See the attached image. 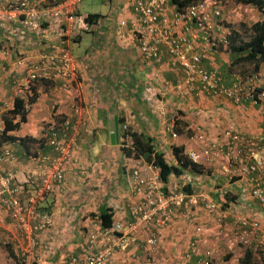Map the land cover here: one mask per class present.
<instances>
[{
  "label": "crops",
  "instance_id": "obj_1",
  "mask_svg": "<svg viewBox=\"0 0 264 264\" xmlns=\"http://www.w3.org/2000/svg\"><path fill=\"white\" fill-rule=\"evenodd\" d=\"M15 1L0 0V106L4 113L12 107L14 97L25 100L28 94L34 93V98L24 120L7 131L16 138L5 140L13 158L5 159L2 168L14 171V181L21 183L22 201L34 194L32 174L50 170L49 158L59 153L47 141L51 131L69 149V156L62 164L61 180L53 181L51 188L36 196L39 209L51 214L50 224L36 233V245L28 246L26 235L0 207V239L11 245L15 257L21 256L23 264H58L68 255L82 256L84 231L92 228L91 223L97 220L100 210L108 208L112 221H120L122 225L131 221L128 208L139 198L130 188L129 172L137 166L146 175L152 172V167L142 158L123 156L120 131L117 139L111 141L109 121L113 117L127 122L130 132L148 137L153 148L163 152L166 161L173 164V146L181 147L183 153H199L205 144L191 138L195 126L204 127L207 137L216 140L222 138L220 132L230 125L242 137L255 138L264 131V99L257 104H250L248 100L234 104L201 92L185 96L175 93L169 85L181 76L177 66L171 65L166 54L161 65L142 58L137 41L128 30V22L118 25L119 17L128 19L131 0H116L119 5L111 17L103 16L105 9L80 11V0H26L36 4L39 10L49 6L82 16L98 14L97 21L90 24L86 21L83 27L76 22L71 24L64 14H39L40 28L23 25L21 14L10 15L6 4ZM165 5L170 12L172 5L167 0ZM61 46L69 51L75 68L71 83L60 77L36 79L26 89V64L39 61ZM230 59L225 51L219 50L204 64L215 68L228 84ZM259 69L264 71V66ZM173 119L174 137L167 128ZM39 155L48 157L41 161ZM203 160L199 154L198 161ZM189 173L190 190L202 193L205 198L214 199L221 190L235 196L241 186L238 176L228 175L225 159L204 164L201 173ZM32 178L37 182L36 175ZM172 182H180L179 177L170 175L168 183ZM241 204L258 209L247 216L264 223V211L254 201L244 200ZM207 213L202 208L176 209L171 222L155 228L156 245L148 252L141 241L145 231L134 229L127 252L116 257L118 264H191L196 259V255L190 254L194 235L201 250L211 245H225L223 239L229 229L231 233V225L220 228L212 222L213 215ZM196 221L204 225L199 235L193 229ZM22 251L23 255H19ZM6 257L12 259L2 251L0 258ZM229 259L233 260V255L225 262L233 264ZM80 263L83 264L81 259Z\"/></svg>",
  "mask_w": 264,
  "mask_h": 264
},
{
  "label": "built area",
  "instance_id": "obj_2",
  "mask_svg": "<svg viewBox=\"0 0 264 264\" xmlns=\"http://www.w3.org/2000/svg\"><path fill=\"white\" fill-rule=\"evenodd\" d=\"M169 2V0H167ZM205 2L199 1L182 7L172 5L168 12L165 0H131V10L128 19L124 16L118 18V25L128 22V30L137 41L140 56L146 60H152L156 64L162 62L163 55L169 57L172 66H177L180 77L169 85L178 95H190L192 92H201L206 96L222 97L234 104L243 101H251L254 104L264 99V76L263 71H256L242 78L235 71L229 73L230 83H225L221 74L215 68H207L205 61L211 56L225 51L227 37L225 26L220 22L222 14L220 9L209 10ZM9 13H23L21 23L31 28H40L38 17L40 15L55 16L64 14V17L73 24L81 27L87 22L82 15L61 10L60 7H43L37 9L36 4H26L23 0L9 3ZM46 33L45 28L41 30ZM25 88L36 79L62 78L71 83L74 75V65L71 55L64 46L58 47L56 52L46 54L39 61L26 64ZM66 86V83L63 84ZM28 107V104H25ZM3 108L0 106V132L4 128L2 118ZM174 119L167 127L172 132ZM120 130L128 128L127 122L119 124ZM221 139H209L208 132L204 127L195 126L191 138L195 141H203L205 144L200 152H185V155L195 163L210 164L219 159H225L226 171L231 177L238 176L241 186L232 200L236 208L244 206L241 201H254L264 211V131L253 137H242L231 125L220 132ZM121 141L124 140L123 136ZM47 141L58 150V155L50 157V170L32 174L34 182V194L27 196V201L21 199V183L14 181V171L3 169L5 159H12L9 148L5 141L0 142V207L9 215L16 226L23 231L28 239V246L38 243L36 233L44 229L51 222V214L46 210L39 209L36 204V196L42 195L45 190L51 188L53 181H60L62 177V164L69 156V149L65 142L56 137L51 131ZM246 144L243 147L242 144ZM123 146L129 147L128 144ZM204 159L198 161V156ZM48 156L39 155L41 161H46ZM150 165V164H148ZM151 166V165H150ZM152 172L142 175L140 167H133L128 175V181L132 192L139 198L136 203L129 206V215L133 220L122 225L120 221H112L110 225L103 226L99 218L94 220L92 228L84 231L85 244L82 256L68 255L58 264H118L117 258L127 252L130 233L134 229L141 228L145 231L142 236L144 250L148 252L156 245L154 228L158 225H166L171 222L175 210L183 208H202L209 213L217 211L219 217H224L226 210H220V203L213 199L205 198L197 191L182 190L186 184H190L192 176L189 168H185L178 176L180 182L167 184V192L164 193L158 170L154 166ZM37 176V182L33 176ZM28 181L30 179L27 178ZM225 193V191H222ZM193 210V209H192ZM154 220V224L152 223ZM194 232H199L203 222L196 221ZM235 226L231 230L232 237L243 246L253 245L264 261V238L262 231L264 223L258 219H251L247 215L236 216ZM261 235V237H259ZM192 253H197L196 243L190 242ZM203 256L193 264H210L214 258V251L210 248L203 250ZM20 252L19 255H23Z\"/></svg>",
  "mask_w": 264,
  "mask_h": 264
},
{
  "label": "trees",
  "instance_id": "obj_3",
  "mask_svg": "<svg viewBox=\"0 0 264 264\" xmlns=\"http://www.w3.org/2000/svg\"><path fill=\"white\" fill-rule=\"evenodd\" d=\"M23 1H25L26 4L28 5L30 3L29 1L26 0ZM199 1L202 0H169V3L174 4L178 8ZM203 1H210V0H203ZM211 1L216 3L220 2V0H211ZM237 1L247 4L249 6H253L254 8L258 9L263 16L261 18L254 19L248 25L241 23L242 30L243 31L247 30V32L249 33L248 37L243 38L240 30L236 27L231 26V23L227 19H225V16L223 15L222 16L223 18L220 22L222 23V25L225 26L226 29L225 34L228 41L225 52L230 56L231 58L230 63L232 66L237 64H249L251 66V71L256 72L259 70L260 64L264 61V0H237ZM9 3L14 4V2H9ZM9 3L6 4L7 7H9ZM97 15H98L97 13H87L86 15L83 16V19L88 21L89 24L94 23L95 21H97L96 18ZM21 16H23V13H21ZM229 69L230 70L228 72V76L229 73L233 71L232 67H229ZM237 73L240 74L241 72L238 71ZM29 87L28 88L26 87V89H29ZM26 98L27 99L24 100L22 97L19 96L14 97L12 107L7 109L6 112L4 113L2 112L4 128L0 132V142L5 140H13L14 138H16L13 135L8 134L7 131L15 127H18L19 122L24 120L25 113L27 112L26 110L28 107H30V103L34 98V93L28 94ZM25 104H28L27 108L25 107ZM16 115L18 117L17 119H15ZM117 120H119V124L124 122L121 118H117ZM119 131L121 136L124 137L122 144L125 143L129 145V147L126 146L120 147L123 156H125V158H136V159L142 158L145 163L150 164L151 166L157 168L160 181L163 184L161 190L164 193L167 192L166 191L167 184L170 175L174 177H178L185 168H189V170L194 173H201V167H203L204 164L202 163L199 164L192 161L188 157V155H185L182 152L181 147H177V146L172 147L171 152L175 159V163L174 164L168 163L164 158V153L156 151L153 148L151 141L148 137L143 136L141 133L130 132L128 128L125 131H121L119 128ZM190 189H192L191 184H186L182 190L190 192L192 191ZM234 198L235 196L230 193L221 192L218 196H215L213 199V201L220 203L221 205L220 210H226L225 216L222 218L219 217V219H218L219 214L217 213V211L211 212V214L213 215L212 222L218 224L220 228H223L222 226L224 225V221L229 223L232 222V219L237 210L232 202ZM192 209L194 208L191 207L189 211H191ZM98 218L100 224L103 226H108L112 222L111 213L108 208L104 210H100V213H98ZM131 220L133 219L131 218ZM152 223L154 224V220ZM195 225H197V222L193 223V229ZM164 226L165 225L162 226L158 225L157 227L161 228ZM203 229H204V225L201 227L199 232H194V233L199 235L203 232ZM153 230L156 239L157 231L155 228ZM196 237H197L196 235L192 236V239L190 241L196 243V251H198L197 253H192L190 248V254L196 255V259L192 260L191 264H193L194 261H196L199 257L203 256L204 249L210 248L214 251L213 253H215V251L217 250V247H215V245L205 247L201 250L200 249L201 247L197 243L199 241L196 239ZM223 240L225 241V243L224 242L223 243L227 247H232L236 245L241 248L244 247V253L242 257L238 259L239 260L238 264H255L254 255L261 258V256L259 255L260 253L254 249L253 245L243 246L242 243H237L233 239L232 233H229V236L225 237V239ZM132 242L133 241H131L129 246L132 244ZM5 246L7 249V254L11 256V258L14 260V264H23V259L21 258V256L19 257L20 259H17L15 257L14 250H12L11 245L9 243H6Z\"/></svg>",
  "mask_w": 264,
  "mask_h": 264
},
{
  "label": "rangeland",
  "instance_id": "obj_4",
  "mask_svg": "<svg viewBox=\"0 0 264 264\" xmlns=\"http://www.w3.org/2000/svg\"><path fill=\"white\" fill-rule=\"evenodd\" d=\"M119 3L116 0H80L78 6L80 8V11H95V10H104L105 9V14L103 16H107V14L111 17V13L112 11L116 10L118 7ZM205 7L209 10H212L214 8L216 9H220L221 10V14L225 16V19H227L230 23L231 26L236 27L240 30L242 37L246 38L248 37V32L243 31L242 27H241V23H244L246 25H248L251 21H253L256 18H261L263 15L261 14V12L254 8L253 6H249L247 4H244L242 2H239L237 0H220V2H213V1H207L205 2ZM108 9V11H107ZM240 24V25H239ZM264 66V61L260 64V67L263 68ZM232 70L233 71H240V75L242 76V78H244L247 75H251L254 72L251 71V66L249 64H237V65H233L232 66ZM259 71H263L262 69H259ZM264 72V71H263ZM263 79L264 81V76L261 78V80ZM250 104H254L251 101H248ZM242 103H245L244 101ZM254 206L252 205H244V208L242 206H239L238 208H236V213L232 219L231 224L230 223H224L227 224V226L232 227L235 225V217L236 216H245V215H251L253 212H258V209L253 208ZM208 215L210 213H207ZM261 217H263V215L261 214ZM231 228V230H232ZM230 233V229L228 230ZM263 233H264V227L262 229ZM223 234H225V232H223ZM229 234L227 233L228 237ZM261 237V235L259 236ZM260 240H262L264 242V238H260ZM6 242H2V240L0 239V254L2 251H5V254L9 257V255L7 254V249L5 246ZM21 246H24L21 245ZM215 247H217V250L214 253V258L211 261L210 264H226L225 262L228 263V257L230 255H233V260L229 259V262L231 261L233 264H238V259H240L244 253V247L241 248L239 246H232V247H227L226 245H215ZM4 256V255H3ZM230 258V257H229ZM254 262L255 264H264V261L262 259H260L258 256L254 255ZM0 264H14V261H12V259H8L6 258H0Z\"/></svg>",
  "mask_w": 264,
  "mask_h": 264
},
{
  "label": "water",
  "instance_id": "obj_5",
  "mask_svg": "<svg viewBox=\"0 0 264 264\" xmlns=\"http://www.w3.org/2000/svg\"><path fill=\"white\" fill-rule=\"evenodd\" d=\"M109 136L111 141L113 142L114 140L117 139V120L115 117H113L110 121H109Z\"/></svg>",
  "mask_w": 264,
  "mask_h": 264
},
{
  "label": "clouds",
  "instance_id": "obj_6",
  "mask_svg": "<svg viewBox=\"0 0 264 264\" xmlns=\"http://www.w3.org/2000/svg\"><path fill=\"white\" fill-rule=\"evenodd\" d=\"M118 125H119V124L117 123V135H118V131H119V128H120ZM121 146H123L122 141H121ZM121 146H120V147H121ZM11 220H12V219H11Z\"/></svg>",
  "mask_w": 264,
  "mask_h": 264
}]
</instances>
